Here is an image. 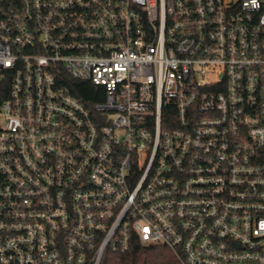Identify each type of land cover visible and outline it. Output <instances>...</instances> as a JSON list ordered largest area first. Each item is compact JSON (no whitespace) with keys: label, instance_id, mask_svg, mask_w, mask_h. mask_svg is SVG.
I'll list each match as a JSON object with an SVG mask.
<instances>
[{"label":"built area","instance_id":"2783aa9c","mask_svg":"<svg viewBox=\"0 0 264 264\" xmlns=\"http://www.w3.org/2000/svg\"><path fill=\"white\" fill-rule=\"evenodd\" d=\"M133 240L264 264V0H0V264Z\"/></svg>","mask_w":264,"mask_h":264},{"label":"trees","instance_id":"16d2710c","mask_svg":"<svg viewBox=\"0 0 264 264\" xmlns=\"http://www.w3.org/2000/svg\"><path fill=\"white\" fill-rule=\"evenodd\" d=\"M90 82H79V91L76 95L83 101L97 100L93 96L97 90ZM102 264H183L182 261L166 246L145 245L133 240L126 250H108Z\"/></svg>","mask_w":264,"mask_h":264}]
</instances>
